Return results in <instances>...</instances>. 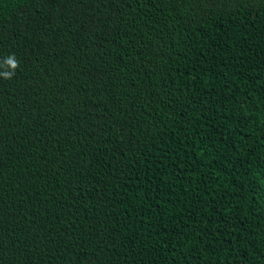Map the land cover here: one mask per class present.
Masks as SVG:
<instances>
[{"label":"trees","instance_id":"1","mask_svg":"<svg viewBox=\"0 0 264 264\" xmlns=\"http://www.w3.org/2000/svg\"><path fill=\"white\" fill-rule=\"evenodd\" d=\"M0 264H264V0H0Z\"/></svg>","mask_w":264,"mask_h":264},{"label":"clouds","instance_id":"2","mask_svg":"<svg viewBox=\"0 0 264 264\" xmlns=\"http://www.w3.org/2000/svg\"><path fill=\"white\" fill-rule=\"evenodd\" d=\"M19 67V61L15 55H9L0 61V79L11 80Z\"/></svg>","mask_w":264,"mask_h":264}]
</instances>
